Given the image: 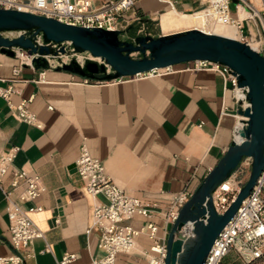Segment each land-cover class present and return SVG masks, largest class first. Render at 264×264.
Wrapping results in <instances>:
<instances>
[{"label":"crops","instance_id":"obj_1","mask_svg":"<svg viewBox=\"0 0 264 264\" xmlns=\"http://www.w3.org/2000/svg\"><path fill=\"white\" fill-rule=\"evenodd\" d=\"M168 8L157 0H138L137 13L148 23ZM175 8L168 10V20L173 10L188 13L198 6L187 2ZM18 64L16 57L0 52V86H11L12 105L28 101L41 126L19 120L0 97V155L18 148L11 169L41 175L47 188L33 201L15 199L23 209L43 207L32 218L44 237L23 249L19 264H58L66 253L76 254L67 264H87L104 254L99 230L86 232L96 202L106 199L90 194L74 167L83 147L104 162L115 184L149 209V216L125 222L139 233L133 251L118 254L116 264H152L147 225H157L158 237L168 240L172 225L165 216L174 197L186 189L194 192L233 141L236 104L222 73L182 63L147 76L82 83L85 76L62 66L25 65L15 74ZM11 180L9 172L4 186ZM26 251L33 256L23 255ZM12 255L7 201L0 189V258Z\"/></svg>","mask_w":264,"mask_h":264},{"label":"built area","instance_id":"obj_2","mask_svg":"<svg viewBox=\"0 0 264 264\" xmlns=\"http://www.w3.org/2000/svg\"><path fill=\"white\" fill-rule=\"evenodd\" d=\"M169 7L175 8L179 0H157ZM237 1V15L231 10L232 2ZM201 9H208L209 16L213 20L223 21L237 25L239 28V39L249 45L254 42V37L259 36L258 52L264 56V0H198ZM138 0H0V9H16L29 12L47 18H55L61 22L82 26L90 29L100 28L107 31L129 30L130 26L142 21L137 13ZM241 10L249 15L240 19ZM262 29H257L259 26ZM24 34L32 36L36 45L54 46L68 45L71 51H76L69 41L62 43L46 42L42 33L36 34L35 30H23L16 37ZM9 37V36H8ZM263 37V38H262ZM127 41V40H124ZM54 45V46H53ZM251 46V45H250ZM15 57L19 60L14 73L18 74L25 65L32 66V61L38 54H29L27 50L14 47ZM60 51V49H56ZM45 55L49 66H63L68 63L63 61L55 64ZM193 69H210L222 73L226 81V88L232 93L236 104L234 117L236 119L233 129V141L244 140L241 132L248 126L249 117L239 113V109L246 110L251 106L248 99L249 89L240 86L237 74L230 67L218 62L196 60L188 62ZM84 65V64H82ZM173 66L164 68L171 70ZM160 69L130 76L137 78L150 74L160 73ZM121 77L111 81H122ZM92 78L84 77L80 82L91 83ZM11 86L4 88L0 86V97H4L9 105L15 110L17 118L29 124L41 126L37 117L28 107V101H22L19 105H12L10 95ZM52 108V107H50ZM226 108V107H224ZM241 123V125L239 124ZM18 148H13L0 155V189L7 201L9 216L10 244L14 255L9 258H0V264H19L23 261L22 251L31 247L35 238L44 237V232L32 218L34 211H41L42 205L23 209L16 201L19 198L24 201H33L46 191V186L41 175L28 171L11 169L12 161L16 156ZM252 157H244L236 171L230 178L223 181L213 193V203L219 214L225 213L238 193L248 181L252 170ZM77 172L86 183V188L93 196L103 195L106 201H97L93 211V224L86 232L90 233L95 227L100 232L99 248L104 254L93 258L87 264H116L118 254L130 253L136 246V235L139 233L126 221L133 219L136 215L149 216V209L136 196L126 192L123 188L113 182L106 171L102 160L93 157L86 147H83L76 160ZM11 172L12 180L10 186H4V177ZM194 192L186 189L176 195L166 213L167 225H173L180 209L191 198ZM148 235L153 240L151 247L154 255L152 264H165L167 255V239L158 237V226L154 223L147 225ZM238 253L246 263L260 259L264 255V169L258 177L250 194L243 200L235 216L223 228L216 238L204 264H223L224 259L232 252ZM26 257L33 256L26 251ZM76 258L74 253H66L58 264H67Z\"/></svg>","mask_w":264,"mask_h":264},{"label":"water","instance_id":"obj_3","mask_svg":"<svg viewBox=\"0 0 264 264\" xmlns=\"http://www.w3.org/2000/svg\"><path fill=\"white\" fill-rule=\"evenodd\" d=\"M7 30H35L36 34H43L47 43L69 41L77 52L101 57L105 62L88 59L82 65L73 60L61 67L94 79L110 81L196 60L218 62L234 70L239 85L249 89L251 106L239 109L240 114L249 117L248 126L241 132L244 140L232 141L180 209L167 240L165 264H204L216 238L235 216L264 169V56L248 43L198 28L158 37L140 35L133 41H124L119 37L122 31L90 29L16 9H0V52L15 57L13 48L20 47L31 55L38 54L32 61L34 68H49L45 55L55 51L48 45H36L32 36H4L2 31ZM134 52H140L142 57H133ZM244 157L253 159L250 177L228 210L219 214L213 193L232 176Z\"/></svg>","mask_w":264,"mask_h":264},{"label":"rangeland","instance_id":"obj_4","mask_svg":"<svg viewBox=\"0 0 264 264\" xmlns=\"http://www.w3.org/2000/svg\"><path fill=\"white\" fill-rule=\"evenodd\" d=\"M187 2H190L194 6H198L197 9H194V11H190L188 13L182 12L180 10H177L176 12V20L177 24L175 27L181 28V29H193V28H198L206 32L210 33H217V34H222L228 37H232L235 39H239L240 35L233 29L232 27H217L214 25V20L212 19V16H209V11L208 9H201L198 4V0H179L177 2V5L179 7L185 8V5ZM168 6V5H167ZM231 10L232 14L234 16L237 15L236 10H238V7L236 5V2H232L231 4ZM170 8L162 12L160 15H158L157 19L150 20L148 23H145L144 20L140 21L139 24H132L134 25V28H129V30L123 32L120 34V39L122 40H127V41H133L135 37L140 36V35H158L163 33V28L164 24L162 22V14L167 12ZM243 13L248 14L246 11L241 10V13L239 16L242 18ZM242 15V16H241ZM155 17V16H154ZM144 19V18H143ZM163 25V27H162ZM167 27V26H166ZM174 26L168 27L170 31L175 30ZM262 29L261 25L260 27L258 26L257 29ZM165 32V30H164ZM16 34V32H15ZM8 36H10L8 34ZM13 36V35H12ZM155 37V36H154ZM254 42L251 43L254 47L258 49L259 42V36L256 35L254 37ZM263 38V37H262ZM54 46V45H53ZM56 49H60V51H56ZM53 51L55 53H52L49 55V59L53 61L55 64H59L63 61H66L70 63L73 60H77L80 64H85V61L88 59L95 60L99 63L105 62L101 57H94L91 55L90 52H77V51H71L70 47L68 45L64 46H54ZM48 55V54H47ZM133 57L135 58H140L142 54L140 52H134L132 54ZM224 264H250L246 263L240 256L238 255L237 252L232 251L227 257V260L224 262ZM255 264H264V263H255Z\"/></svg>","mask_w":264,"mask_h":264},{"label":"bare ground","instance_id":"obj_5","mask_svg":"<svg viewBox=\"0 0 264 264\" xmlns=\"http://www.w3.org/2000/svg\"><path fill=\"white\" fill-rule=\"evenodd\" d=\"M257 4H259V0H257ZM170 8L171 9H176V8H172V7H170ZM176 12H177L176 10L171 11V14H172L173 19H170V20L167 19L168 18V15H169V12L168 11L162 14V22H163L164 27H165V28H163V32L165 30V32H164L165 34L174 33V32L183 31V30H187V29H181V28L175 27L176 25H178L177 24V20H176V16H175L176 15ZM247 15H249V14L243 13V16L242 15L241 16H242V18H244ZM242 18L240 17V19H242ZM214 25L217 26V27H222V28H224V27H232L239 34V28L235 24L214 20ZM171 26H174L175 27V30L170 31L168 27H171ZM162 27H163V25H162ZM15 32L17 34L18 32H22V31L7 30V31H2V34L4 36H7V37H8V34H9L10 35L9 37L11 38L12 35H16ZM251 47L253 49H257L253 45H251ZM164 70H165L164 68L163 69H160V71H164ZM239 124L241 125V123H239ZM188 230L191 231L192 228L188 227Z\"/></svg>","mask_w":264,"mask_h":264},{"label":"trees","instance_id":"obj_6","mask_svg":"<svg viewBox=\"0 0 264 264\" xmlns=\"http://www.w3.org/2000/svg\"><path fill=\"white\" fill-rule=\"evenodd\" d=\"M255 263H264V255L260 259H257V260H254V261L250 262V264H255Z\"/></svg>","mask_w":264,"mask_h":264}]
</instances>
